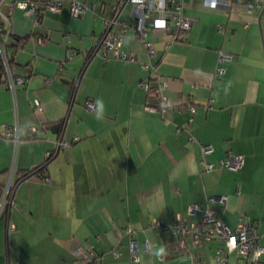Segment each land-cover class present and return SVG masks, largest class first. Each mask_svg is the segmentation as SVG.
I'll return each instance as SVG.
<instances>
[{
    "label": "crops",
    "instance_id": "obj_1",
    "mask_svg": "<svg viewBox=\"0 0 264 264\" xmlns=\"http://www.w3.org/2000/svg\"><path fill=\"white\" fill-rule=\"evenodd\" d=\"M20 1L40 0L0 6L13 37L5 50L18 73L30 70L14 93L0 80V190L13 166V203L0 207V264H93L78 246L102 264H251L222 236L192 232L211 208L231 230L254 227L264 247V0L213 8L182 0L190 28L171 43L165 30L151 28L153 55L126 29L121 50L135 60L105 58L96 46L106 32L99 14L109 17L115 0H78L88 7L80 16L63 0L37 17L11 6ZM132 12L125 3L118 19L129 22ZM152 70L166 82L164 103L139 85H156ZM14 120L17 143L5 135ZM59 139L70 143L56 149ZM206 143L210 170L200 155ZM46 152L43 171L14 186ZM227 152L243 157L240 167L219 163ZM192 204L199 209L190 211ZM179 221L189 230L184 246L173 229ZM257 261L264 264V252Z\"/></svg>",
    "mask_w": 264,
    "mask_h": 264
},
{
    "label": "built area",
    "instance_id": "obj_2",
    "mask_svg": "<svg viewBox=\"0 0 264 264\" xmlns=\"http://www.w3.org/2000/svg\"><path fill=\"white\" fill-rule=\"evenodd\" d=\"M0 0V6H1ZM233 0H202L204 6L208 7H216L219 5L230 6L231 2ZM63 0H40L39 3H35L33 1H20L15 2L11 6H17L18 8H21L25 10L26 13L33 15V17H37L41 15V13L44 10H50V11H58L60 7L62 6ZM114 3L110 5L111 15L109 17L103 16V14H99L101 21L104 24V27L106 28V32L104 36L101 38H98L96 42V46H98V50L101 51L102 56L105 58L108 57V54L111 53V56L116 59L121 60H135L136 54L133 51L125 52L121 50L122 40L124 37V34L126 32V29L129 27L134 29L135 37L139 38L141 42L143 43L145 49L148 51L149 55L154 54L153 46L150 40L146 37L148 35V32L151 28H160L165 30L169 36L168 43L173 42L174 40H177L179 38V34L182 32L188 30L191 26L190 19L186 17L182 10V0H115ZM239 2V0H237ZM125 3H130L133 7V16L134 18L131 19L129 22L118 19L119 8L124 5ZM69 9L71 12V16H80L86 12L88 7L84 4L79 2L78 0H72L69 3ZM246 7L250 8L252 7V3L250 1H247L244 4ZM104 8V6L101 7V10ZM1 14V10H0ZM2 15V18L4 20L5 26L3 28H0L3 31V36H0V64L2 67V70L0 72L2 73V76L0 80L2 79L4 82V85L10 89L14 93V89L18 84H23L26 81V77H28L29 74V68L23 67L21 68V72H17V67L15 64L12 63L10 60L6 50H5V43L6 39L8 37V24L9 20L7 16ZM114 26L118 27L117 32L113 31L112 28ZM221 27V26H219ZM218 27V28H219ZM231 54L229 53H221L220 54V60H226L230 59ZM149 63L145 62L143 64V67L148 68ZM222 72L221 69H218V73ZM152 75L157 77L158 82L155 86H150L148 79H145L140 82L139 85L144 87L147 92L152 93L155 97H158L159 101L161 103H164L165 97L163 96V89L166 86V82L163 80H159L157 72L152 70ZM35 106L39 107V101L35 100ZM86 108L90 110L95 109V104L91 101H87L85 103ZM191 110H193L192 106H187ZM148 109L152 110L154 107H148ZM33 134H36L39 132V127L32 126L31 127ZM5 135L13 139L14 143H17L18 141V124L17 120H14V123L8 126L6 129ZM70 141L59 139L56 141V149L62 148L66 145H68ZM212 146L210 144H202L201 145V154L202 155V163L204 170H210L213 167L211 166L212 163L205 161V156L208 153H211ZM51 153L46 152V155L49 156ZM219 163L222 166H226L227 168L232 170L237 169L241 166L243 162V157L239 154H234L227 152L224 156L219 157ZM13 173V166L10 169V177L8 178L5 186L0 190V207L3 206L5 203L11 204L13 203V200L9 199V193L12 186V179L11 174ZM224 196H219V201H224ZM208 203L212 202L214 200V196H210L208 199ZM199 206L192 204L189 207L190 211L198 210ZM214 211L211 208H208L204 211L202 214L203 216L200 218V221L198 225L195 227V230L192 232V234L197 238L198 234L200 232H204L205 239L210 238L215 235L222 236L223 239L226 241V245L228 247V250L236 249L240 253L242 257H244L247 261L251 262V264H257L258 256L264 252V247H262L258 243V231L254 227L245 226L244 224L237 225L238 227L234 230L229 229L227 226H225L213 215ZM207 228H206V227ZM132 228L126 229L128 233H131ZM176 231H178L181 234V239H179V244L181 246L185 245V239L184 235L189 232V230L179 221L176 223L174 228ZM129 246V255L132 259L137 258V248L135 241L130 238L128 241ZM76 253L83 254L88 261L94 262L93 264H102L98 259L92 258L87 253H83V249L81 247L76 248ZM221 263V262H220Z\"/></svg>",
    "mask_w": 264,
    "mask_h": 264
},
{
    "label": "trees",
    "instance_id": "obj_3",
    "mask_svg": "<svg viewBox=\"0 0 264 264\" xmlns=\"http://www.w3.org/2000/svg\"><path fill=\"white\" fill-rule=\"evenodd\" d=\"M1 33V32H0ZM3 33V32H2ZM13 39V37L9 34L8 35V37H7V39H6V44H7V41L8 40H12ZM15 39V38H14ZM14 42H17L16 40L14 41ZM0 70H2V67H1V64H0ZM30 71V70H29ZM30 73V72H29ZM189 106V105H188ZM52 157V154H50L49 156H48V158L44 161V163H42V164H40V165H38V166H36V167H34V168H32V169H29V170H27L26 172H24V173H22V174H20V176L15 180V182H14V186H15V183H17L20 179H22V178H25V177H27V176H29V175H31V174H35V173H37L38 172V174H39V172H42L43 171V169L45 168V165H46V162L50 159ZM13 186V185H12ZM12 186H10L11 187V189H12ZM2 189V188H1Z\"/></svg>",
    "mask_w": 264,
    "mask_h": 264
},
{
    "label": "water",
    "instance_id": "obj_4",
    "mask_svg": "<svg viewBox=\"0 0 264 264\" xmlns=\"http://www.w3.org/2000/svg\"><path fill=\"white\" fill-rule=\"evenodd\" d=\"M261 11H260V13H259V18L261 17V15L262 14H264V6H261ZM262 44H264V43H262ZM1 76H2V73L0 72V78H1Z\"/></svg>",
    "mask_w": 264,
    "mask_h": 264
},
{
    "label": "clouds",
    "instance_id": "obj_5",
    "mask_svg": "<svg viewBox=\"0 0 264 264\" xmlns=\"http://www.w3.org/2000/svg\"><path fill=\"white\" fill-rule=\"evenodd\" d=\"M163 252V249H160V253H162ZM159 254V253H158Z\"/></svg>",
    "mask_w": 264,
    "mask_h": 264
}]
</instances>
